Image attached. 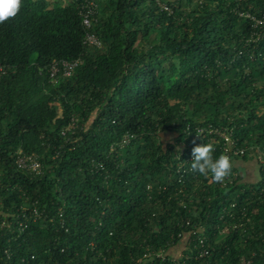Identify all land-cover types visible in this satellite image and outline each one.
Listing matches in <instances>:
<instances>
[{"label": "trees", "instance_id": "1", "mask_svg": "<svg viewBox=\"0 0 264 264\" xmlns=\"http://www.w3.org/2000/svg\"><path fill=\"white\" fill-rule=\"evenodd\" d=\"M82 1L23 0L0 24V264H264V164L246 184L238 159L222 182L189 163L199 126L232 128L253 148L241 160L264 156V36L249 42L235 12L261 19L264 0H167L170 16L91 0L101 49L84 46ZM77 59L50 81L53 61ZM19 151L44 174L17 171Z\"/></svg>", "mask_w": 264, "mask_h": 264}, {"label": "built area", "instance_id": "2", "mask_svg": "<svg viewBox=\"0 0 264 264\" xmlns=\"http://www.w3.org/2000/svg\"><path fill=\"white\" fill-rule=\"evenodd\" d=\"M154 1L161 12L166 13L169 16L174 13L172 6L169 5V2H167V0H154ZM226 1L231 3L240 0H226ZM79 10L82 18V25L86 31L84 46L89 49H101L102 43L100 39L93 33V25L96 20V15L98 14L97 4L91 0H83L79 6ZM235 12L238 13L241 18L248 19L252 23V33L250 39L248 40L249 42L254 43L264 36V17L258 19L249 13L237 12V10ZM81 64H82L81 59H77L71 62L53 61L49 68L50 81L52 83H57L59 76H62L64 78L73 77L76 69ZM4 75H5V69L0 66V84L3 80ZM75 128L76 126L73 124L68 128V131L71 132ZM187 131L191 132V128L188 127ZM194 131L196 134L195 138L200 140L201 143H203V140H206L210 143L220 146V150L222 151V154L228 155L231 158V160L243 159L245 156H247L248 151H253V148H245L240 145L238 139L234 135L232 128L199 126V127H195ZM129 142H130V138L125 137L121 143V148L127 146ZM255 160H257L258 165L264 164V156L262 154H259V156L255 158ZM191 161H192V156L191 158H189V163ZM14 164L17 171L24 172L33 178L40 177L45 172V168L41 162V159L36 154L27 155L24 154L22 151H19L16 155ZM182 169L183 166L180 165L178 172L182 173V171H184V169L183 170ZM183 173H186V170ZM240 175L241 174L239 172L233 173L232 175L233 180L238 181ZM33 207H35V205ZM32 216L34 220L40 219L41 214L37 208H33ZM205 243L206 241L204 238L199 240V245L201 247V250L199 251L198 258H207L211 255ZM240 264H251V263L241 262Z\"/></svg>", "mask_w": 264, "mask_h": 264}, {"label": "clouds", "instance_id": "3", "mask_svg": "<svg viewBox=\"0 0 264 264\" xmlns=\"http://www.w3.org/2000/svg\"><path fill=\"white\" fill-rule=\"evenodd\" d=\"M23 0H0V24L15 17ZM191 170L203 176H211L216 182H222L232 170L231 158L226 154L214 157L213 148L210 144H198L192 148Z\"/></svg>", "mask_w": 264, "mask_h": 264}, {"label": "crops", "instance_id": "4", "mask_svg": "<svg viewBox=\"0 0 264 264\" xmlns=\"http://www.w3.org/2000/svg\"><path fill=\"white\" fill-rule=\"evenodd\" d=\"M233 164L234 167L237 168L239 173L241 174L242 182L246 184H256L261 180L260 166L258 165L257 160H255V158H251L248 160H241V159L234 160ZM178 246L171 249V252H173V254L175 250L178 248ZM171 256H175V255H171Z\"/></svg>", "mask_w": 264, "mask_h": 264}, {"label": "rangeland", "instance_id": "5", "mask_svg": "<svg viewBox=\"0 0 264 264\" xmlns=\"http://www.w3.org/2000/svg\"><path fill=\"white\" fill-rule=\"evenodd\" d=\"M56 0H50V2H54ZM64 5L68 4V0H63ZM162 138V142L164 145L171 143V139L172 137L170 135H166V134H162L161 135ZM260 180V179H259ZM187 237V236H186ZM188 238V237H187ZM184 241H182V243L180 244V246H178V248L175 250L174 254L173 252H170L171 255H175V257L181 256L183 251L187 248L186 245L183 242H186V238L183 239Z\"/></svg>", "mask_w": 264, "mask_h": 264}]
</instances>
